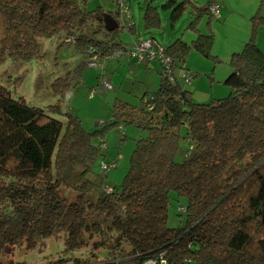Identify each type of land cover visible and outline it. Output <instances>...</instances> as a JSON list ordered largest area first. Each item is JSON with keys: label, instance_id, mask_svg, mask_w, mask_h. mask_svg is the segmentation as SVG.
<instances>
[{"label": "trees", "instance_id": "obj_1", "mask_svg": "<svg viewBox=\"0 0 264 264\" xmlns=\"http://www.w3.org/2000/svg\"><path fill=\"white\" fill-rule=\"evenodd\" d=\"M89 1L0 0V64L36 57L40 37L62 38L95 62L128 51L119 34L126 25L118 0L108 13L100 6L89 10ZM152 1L145 0L143 15L148 32L162 20ZM214 1L161 3L171 11V24L190 9L187 28L195 38L162 46L150 33L169 58L168 64L159 59L157 90L145 92L139 108L116 101L112 118L91 132L71 113L65 122L53 116L62 114L68 78L54 81L59 99L46 109L13 99L0 85V248L24 243L32 249L38 238L62 229L73 255L47 264H264V52L255 41L264 16L252 17L249 38L231 54L224 81L229 95L195 103L178 81L181 74L195 77L184 63L191 48L217 57L210 51L212 30L199 28L202 20L209 26ZM107 17L117 29L107 31ZM88 26L92 36L78 35ZM127 28L132 32L134 25ZM129 125L146 135L137 141L123 182L88 201L95 187L88 175L104 144L93 138ZM62 189L73 198L62 196ZM180 200L186 202L177 208L185 223L169 228L168 206Z\"/></svg>", "mask_w": 264, "mask_h": 264}, {"label": "rangeland", "instance_id": "obj_2", "mask_svg": "<svg viewBox=\"0 0 264 264\" xmlns=\"http://www.w3.org/2000/svg\"><path fill=\"white\" fill-rule=\"evenodd\" d=\"M164 1L151 2L152 6H157L162 20L160 28L148 32L144 28L143 21L145 0H127L134 20V28L132 32L127 27L120 28L119 31L121 41L127 48H132L138 41L148 43L151 40V34L162 46L170 44L177 38L187 43L195 38L196 32L187 28L191 20L190 9L186 10L174 24H171V11L161 6ZM206 1L208 0H190L196 6ZM219 1L225 13L219 17L214 16L209 26L206 20L199 23L201 31L207 32L209 27L214 34L210 51L213 56H217L216 59L191 48L185 56L184 63L190 71L189 74H195V77L189 83H185L180 75L178 79L182 86L191 91V98L195 103H207L212 98L229 95L230 89L224 81L232 71L228 65L231 54L234 51H240L242 41L249 38L253 28L252 17L256 13L264 16V0ZM99 6L105 13L117 8L115 0H90L87 3L89 10ZM257 29L255 41L259 46L256 39L260 33L258 35ZM83 34L92 36L91 27L80 29L78 35ZM37 43L39 53L30 61L6 60L0 64V85L10 91L13 99L22 97L28 105L46 109L50 105L57 104L59 99V96L52 91L54 81L58 78H68L71 91L61 102L62 114L52 115L65 122V114L71 113L79 119L85 131L91 132L98 127V124L109 121L112 118V107L116 101L139 108L142 105L144 93L146 91L155 92L158 88L159 72L162 70L158 58L140 57L126 52L103 62L98 61L96 66H90L89 63L92 60L84 57L72 43L63 44L62 38L40 37ZM178 71L181 73V70ZM102 83L111 84L112 89L103 88ZM145 135V131L129 125L122 127L120 131L111 128L104 137L95 136L93 138L96 144L102 138L104 144L100 146L101 154L88 175L89 180L95 183L93 191L86 196L88 201L95 202L98 197H101L104 187H115L123 182L137 141ZM102 163L113 164V166L107 172L102 173L100 171ZM61 192L62 196L69 200L74 196L65 189ZM185 203L184 200L171 201L167 212L169 228L184 225L185 215H179L177 208ZM66 240L67 233L59 229L49 238H38L36 247L32 249H27L24 243L0 248V264L10 262L47 264L59 257L72 256L73 253L66 249Z\"/></svg>", "mask_w": 264, "mask_h": 264}, {"label": "built area", "instance_id": "obj_3", "mask_svg": "<svg viewBox=\"0 0 264 264\" xmlns=\"http://www.w3.org/2000/svg\"><path fill=\"white\" fill-rule=\"evenodd\" d=\"M118 4L121 8V12L123 14V21L128 25L131 23V14L126 6L125 0H118ZM219 9H220V3L219 1H216L214 3L211 4L210 6V12L212 13L213 16H219ZM130 55H137L140 57H144V56H149L150 58H158L161 61L165 62V63H169V58L164 54L163 49L161 48L160 45L156 44L154 41L150 40L148 43H143V42H139L133 46L132 48H129L128 51ZM124 52V53H126ZM90 66H96L97 63L95 61H91ZM181 78H183V80L186 83L191 82V77L187 76L185 74H181ZM103 88L105 89H112L111 84L109 83H102ZM113 166V164H101V172H107L111 167ZM146 264H158L154 261H149Z\"/></svg>", "mask_w": 264, "mask_h": 264}, {"label": "crops", "instance_id": "obj_4", "mask_svg": "<svg viewBox=\"0 0 264 264\" xmlns=\"http://www.w3.org/2000/svg\"><path fill=\"white\" fill-rule=\"evenodd\" d=\"M127 3V2H126ZM202 5V4H201ZM225 13V9L224 8H222V6H220V10H219V16L220 15H223ZM218 16V17H219ZM132 23H133V25H134V20H133V18H132ZM257 31H259L258 32V35H259V33H260V36L258 37L257 36V43L259 44V49L260 50H262L263 52H264V50H263V48H264V25L263 26H261L260 28H258L257 29ZM255 38H256V36H255ZM245 41H242V44L244 43ZM112 58V57H111ZM192 81V80H191ZM147 92V91H146Z\"/></svg>", "mask_w": 264, "mask_h": 264}, {"label": "water", "instance_id": "obj_5", "mask_svg": "<svg viewBox=\"0 0 264 264\" xmlns=\"http://www.w3.org/2000/svg\"><path fill=\"white\" fill-rule=\"evenodd\" d=\"M105 25H106L107 31L109 32L118 28V23L112 17H107L105 19Z\"/></svg>", "mask_w": 264, "mask_h": 264}, {"label": "bare ground", "instance_id": "obj_6", "mask_svg": "<svg viewBox=\"0 0 264 264\" xmlns=\"http://www.w3.org/2000/svg\"><path fill=\"white\" fill-rule=\"evenodd\" d=\"M216 1H219V0H216ZM216 1H214V2H216ZM127 1L125 0V3H126ZM213 2V3H214ZM219 3H220V1H219ZM126 6H127V8H128V5H127V3H126ZM128 10H129V12H130V9L128 8ZM130 14H131V12H130ZM120 19H121V22L123 23V24H125L126 25V27L129 25H127L124 21H123V14H122V12H121V17H120ZM131 23H132V17H131ZM133 24V23H132ZM130 48V47H129ZM120 56V55H119ZM114 57H116V56H114ZM186 83V82H185Z\"/></svg>", "mask_w": 264, "mask_h": 264}]
</instances>
